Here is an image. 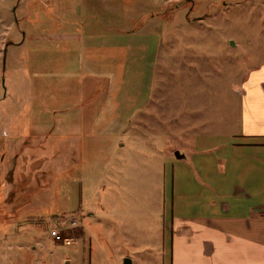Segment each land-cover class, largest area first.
I'll return each mask as SVG.
<instances>
[{"label":"rangeland","instance_id":"obj_1","mask_svg":"<svg viewBox=\"0 0 264 264\" xmlns=\"http://www.w3.org/2000/svg\"><path fill=\"white\" fill-rule=\"evenodd\" d=\"M111 46L132 49L124 70ZM262 64L264 0H0V264H173L172 214L204 191L198 138L225 133L221 116L238 131L237 88ZM94 94L114 117L42 132Z\"/></svg>","mask_w":264,"mask_h":264},{"label":"crops","instance_id":"obj_2","mask_svg":"<svg viewBox=\"0 0 264 264\" xmlns=\"http://www.w3.org/2000/svg\"><path fill=\"white\" fill-rule=\"evenodd\" d=\"M74 38L71 35L60 37L63 41ZM106 49L113 51L114 69L124 70L127 66V53H132V49L130 52L127 46H111ZM83 61L85 68L90 67L93 73L102 75L97 69L99 61H88L85 57ZM116 74L107 75L113 87L116 85ZM237 92L236 123L230 128L238 127V131L228 130V122H224L221 116V130L225 133L217 138H198L200 142L197 148L211 150L209 157H194L198 165L196 172L204 181V191L192 196L196 198V207L191 205L189 208H194L187 213L177 211L175 214L174 211L172 214L173 264H197L200 260L205 264L208 261L211 264H264V64L249 72ZM97 99L95 94L91 96V107L83 108L82 111L78 108H65L61 112H53V117L57 118L52 127L56 129H44L42 132L55 131L64 135L78 133L85 124L99 126L100 117L107 112H112L114 117L116 108L111 105L110 96L105 107H97ZM95 118L100 121L96 122ZM109 123L111 127L115 125L111 120ZM14 129L18 131V126ZM35 130L38 131V128L32 126L30 132ZM65 139L70 142L66 146L67 157H78L79 136ZM59 153L62 155L61 150ZM19 157L28 160L23 150L21 155H17ZM182 178H185V174L180 170L174 178L176 191L178 187L181 190L177 192L176 207L186 205L188 196H191L185 191L187 187L182 184ZM192 183L195 184L193 180Z\"/></svg>","mask_w":264,"mask_h":264},{"label":"water","instance_id":"obj_3","mask_svg":"<svg viewBox=\"0 0 264 264\" xmlns=\"http://www.w3.org/2000/svg\"><path fill=\"white\" fill-rule=\"evenodd\" d=\"M175 157H176L177 160H183V159L186 158L185 155L180 153L179 151L175 152ZM123 264H133V261L130 258H124Z\"/></svg>","mask_w":264,"mask_h":264},{"label":"built area","instance_id":"obj_4","mask_svg":"<svg viewBox=\"0 0 264 264\" xmlns=\"http://www.w3.org/2000/svg\"><path fill=\"white\" fill-rule=\"evenodd\" d=\"M73 227H77L78 226V223L77 222H73L72 224H71ZM60 229H56V230H53L52 231V233H51V235H52V237L53 238H59L60 236H59V231Z\"/></svg>","mask_w":264,"mask_h":264}]
</instances>
